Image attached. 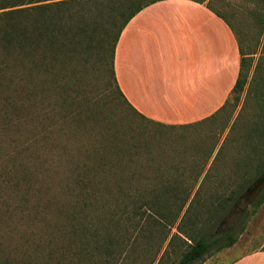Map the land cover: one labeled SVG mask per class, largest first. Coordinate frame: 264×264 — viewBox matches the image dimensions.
<instances>
[{"label":"trees","instance_id":"trees-1","mask_svg":"<svg viewBox=\"0 0 264 264\" xmlns=\"http://www.w3.org/2000/svg\"><path fill=\"white\" fill-rule=\"evenodd\" d=\"M158 1L162 0H0V96L5 97L2 102L10 106V98L6 96H11L13 111L17 112L22 123H34L38 117L33 107L36 98L43 93L63 89L66 83L62 81L72 77L77 62L94 58L101 63L108 55L116 93L137 115L115 86L112 69L114 47L128 21L141 9ZM189 1L204 4L213 10L208 5L210 0ZM257 1L262 12L255 17L264 29V0ZM215 14L229 25L221 14L216 11ZM238 51L239 69L231 89L233 103L238 102L239 94L247 84L245 69L249 60L246 56L251 54H245L240 47ZM261 81L262 88L257 98L260 115L241 135L242 146L247 148L248 153L235 162L234 168L240 174L234 176L231 187L209 194L203 192L202 195L199 187L193 190L195 186L191 189L169 188L167 179L137 182L132 174L101 171L107 163L104 158L98 157L94 159L97 162L92 163L93 166L83 164L69 173L66 188L74 191L72 205L66 209L53 206L37 212L46 216L47 211L52 209L61 215L50 221V225L45 223L49 229L40 239L34 238L35 234L28 231L15 247L0 238V264H114L120 254L117 238L111 233L114 230L111 224L116 223L113 220L116 210L124 211L125 220L133 227L147 221L170 224L178 221L175 228L177 234L172 237L181 235L188 243H184L177 264H201L207 256L233 246L244 231L243 221L237 228H229L222 235L213 233L211 229L219 226L239 196L264 171V73ZM58 100V104L63 106L72 108L78 105L76 99L68 95ZM95 109L89 110V119L102 126L107 149H122L121 155L128 153L132 162L134 145L130 142L126 143L127 146L122 144L121 134L111 125L109 116ZM219 111L186 126L213 119ZM80 115L78 113L75 117L80 119ZM40 133L38 126L31 127L30 146L45 142V137L35 138ZM46 169L52 172L56 168L46 161ZM2 175L5 186L12 193L18 191L22 183L28 182L24 171L11 175L2 170ZM134 184L150 185L152 188L138 189ZM32 196L37 203L34 190ZM263 203L264 188L250 204V212L253 213ZM110 205L112 210L102 212L105 206Z\"/></svg>","mask_w":264,"mask_h":264},{"label":"rangeland","instance_id":"rangeland-1","mask_svg":"<svg viewBox=\"0 0 264 264\" xmlns=\"http://www.w3.org/2000/svg\"><path fill=\"white\" fill-rule=\"evenodd\" d=\"M257 4V0L208 2L226 19L242 51L251 54L246 56L249 60L245 69L247 84L239 94L238 102L233 103V94H230L224 108L213 119L201 124L162 126L132 113L116 93L108 55L101 63L94 58L77 62L72 77L62 81L66 83L64 88L56 90L58 94L47 92L36 98L33 107L38 117L34 123H22L17 112L13 111V98L6 96L11 102L6 106L2 102L5 97L0 96V238L15 247L28 231L40 239L49 229L45 223L50 225V221L61 215L52 209L46 216L37 212L53 206L66 209L72 205L74 191L66 188L69 173L83 164L93 166L92 163L97 162L94 159L98 157L107 163L101 171L132 174L137 182L167 179L169 188L191 189L195 186L193 190L199 187L202 195L203 192L209 194L231 187L234 176L240 174L234 164L248 153L242 146L241 135L260 115L257 98L264 73V29L255 17L262 12ZM66 95L76 99L78 105L71 108L58 104V98ZM93 107L109 116L111 125L121 134L122 144L130 142L134 145L132 162L128 153L121 155L122 149H107L102 126L89 119V110ZM78 113L81 114L80 119L75 117ZM33 125L38 126L41 132L35 138H46L35 147L28 141ZM46 161L52 163L55 171L48 172ZM2 170L11 175L24 171L28 182L22 183L18 191L12 193L4 184ZM134 187L152 188L142 184H134ZM32 190L36 193L37 203ZM249 206L232 218L226 214L220 233L216 225L211 229L213 233L222 235L229 228H237L240 221L244 222V231L233 246L207 256L201 264H226L228 254L264 249V203L253 213ZM112 209V205L105 206L102 212ZM120 212L116 210V218L113 219L116 223L111 224L114 229L111 233L117 238L120 252L114 264H177L184 243H188L181 235L172 237L177 234L178 221L174 224L147 221L133 227L125 220L124 211L119 217Z\"/></svg>","mask_w":264,"mask_h":264},{"label":"crops","instance_id":"crops-1","mask_svg":"<svg viewBox=\"0 0 264 264\" xmlns=\"http://www.w3.org/2000/svg\"><path fill=\"white\" fill-rule=\"evenodd\" d=\"M239 42L214 10L162 0L125 25L112 60L115 86L139 116L181 127L219 111L239 69ZM226 264H264V249L228 254Z\"/></svg>","mask_w":264,"mask_h":264},{"label":"water","instance_id":"water-1","mask_svg":"<svg viewBox=\"0 0 264 264\" xmlns=\"http://www.w3.org/2000/svg\"><path fill=\"white\" fill-rule=\"evenodd\" d=\"M263 188L264 171L239 196L233 206V209L227 213V217L232 218L237 213H243V211L249 206V204L254 200V198L260 193ZM221 223L223 224L224 221H222Z\"/></svg>","mask_w":264,"mask_h":264},{"label":"flooded vegetation","instance_id":"flooded-vegetation-1","mask_svg":"<svg viewBox=\"0 0 264 264\" xmlns=\"http://www.w3.org/2000/svg\"><path fill=\"white\" fill-rule=\"evenodd\" d=\"M252 202H253V201H252ZM252 202H251V203H252ZM251 203H250V204H251ZM222 225H223V224H222V223H220V224H219V226H217V228H218V231H217V232H218V233H220V232H221V231H220V228H221V226H222Z\"/></svg>","mask_w":264,"mask_h":264}]
</instances>
